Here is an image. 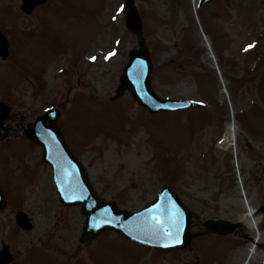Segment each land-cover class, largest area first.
<instances>
[{"label": "rangeland", "instance_id": "rangeland-1", "mask_svg": "<svg viewBox=\"0 0 264 264\" xmlns=\"http://www.w3.org/2000/svg\"><path fill=\"white\" fill-rule=\"evenodd\" d=\"M135 1L154 61L153 88L163 98L202 101L204 109L150 116L128 93L109 101L137 46L124 26L123 0H59L62 11L49 0L32 17L19 11V0H0L10 47L0 58V102L10 107L9 130L0 132L8 203L0 211V245L17 253L13 264H261L264 246L251 256L248 238L236 235L201 237L192 251L167 255L114 233L82 245L79 208L58 202L41 150L24 135L27 123L60 107L59 126L91 184L130 211L162 184L202 220L238 222L264 204V0H212L199 8L206 39L193 0ZM68 41L74 48L63 46ZM75 58L78 67L70 66ZM231 118L236 138L224 147L218 142ZM18 210L32 230L16 225ZM258 216L257 228L244 223L243 232L264 244V214Z\"/></svg>", "mask_w": 264, "mask_h": 264}, {"label": "water", "instance_id": "water-1", "mask_svg": "<svg viewBox=\"0 0 264 264\" xmlns=\"http://www.w3.org/2000/svg\"><path fill=\"white\" fill-rule=\"evenodd\" d=\"M21 10L30 12L35 0H22ZM208 0H202L201 4ZM36 4L43 0H36ZM126 27L138 38V48L129 53V63L123 69L117 96L128 89L134 99L151 112L176 111L201 105L186 100L160 99L150 87L152 64L142 36V21L133 0H125ZM8 44L0 34V55L6 57ZM116 96V97H117ZM7 106L0 104V128L6 119ZM57 110H48L27 125L26 136L42 147V159L53 170V180L59 201L65 206H80L85 217L81 241L94 239L101 232L110 230L121 236L164 253L177 248H188L190 240L207 233L228 234L237 226L227 221L208 220L205 233L190 234V212L178 196L163 187L155 200L137 212L120 209L112 201H104L90 186L82 163L74 157L56 125ZM6 205L0 190V209ZM264 210V208H263ZM17 224L24 230L31 224L24 212L16 214ZM179 241V242H177ZM12 256L7 245L0 252V264H9Z\"/></svg>", "mask_w": 264, "mask_h": 264}, {"label": "bare ground", "instance_id": "bare-ground-1", "mask_svg": "<svg viewBox=\"0 0 264 264\" xmlns=\"http://www.w3.org/2000/svg\"><path fill=\"white\" fill-rule=\"evenodd\" d=\"M193 3L195 6L196 5L195 2H193ZM234 138H235L234 126L231 123H228L225 127V132H224L222 140L220 141V145H222L224 147H232L233 142H234ZM250 212H252V209ZM250 212L241 216L240 220L245 223L247 228L254 229L255 225L260 221V217L252 220L251 219L252 214H250ZM256 241H258L257 238H256ZM252 247H253V245L251 246L250 254H254V252H255V251L253 252Z\"/></svg>", "mask_w": 264, "mask_h": 264}, {"label": "snow or ice", "instance_id": "snow-or-ice-1", "mask_svg": "<svg viewBox=\"0 0 264 264\" xmlns=\"http://www.w3.org/2000/svg\"><path fill=\"white\" fill-rule=\"evenodd\" d=\"M177 242H179V241H177Z\"/></svg>", "mask_w": 264, "mask_h": 264}]
</instances>
